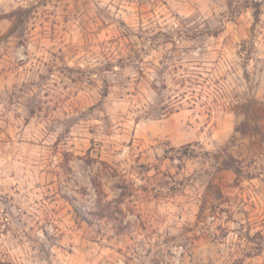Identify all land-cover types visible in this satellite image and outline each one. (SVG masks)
<instances>
[{"label": "rangeland", "instance_id": "obj_1", "mask_svg": "<svg viewBox=\"0 0 264 264\" xmlns=\"http://www.w3.org/2000/svg\"><path fill=\"white\" fill-rule=\"evenodd\" d=\"M0 264H264V0H0Z\"/></svg>", "mask_w": 264, "mask_h": 264}, {"label": "trees", "instance_id": "obj_2", "mask_svg": "<svg viewBox=\"0 0 264 264\" xmlns=\"http://www.w3.org/2000/svg\"><path fill=\"white\" fill-rule=\"evenodd\" d=\"M259 15H260V12H259V10L256 8L255 13H254V16H255V22H256V23H258V21H259Z\"/></svg>", "mask_w": 264, "mask_h": 264}]
</instances>
